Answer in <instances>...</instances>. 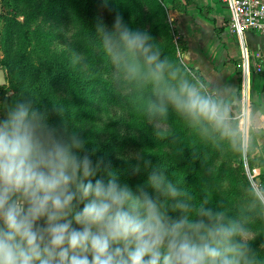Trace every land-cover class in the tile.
Listing matches in <instances>:
<instances>
[{
    "label": "clouds",
    "instance_id": "obj_1",
    "mask_svg": "<svg viewBox=\"0 0 264 264\" xmlns=\"http://www.w3.org/2000/svg\"><path fill=\"white\" fill-rule=\"evenodd\" d=\"M99 34L117 83L150 89L149 117L172 111L235 143L225 94L233 86L221 91L223 84L190 78L120 15ZM79 60L74 54L73 63ZM249 141L242 136L238 150ZM86 145L81 131L51 126L48 109L26 94L7 106L0 119V264H264L249 217L207 199L197 203L149 157H140L136 171L142 167L147 179L135 190L114 173L93 182L99 163ZM248 189L250 208L264 215V184Z\"/></svg>",
    "mask_w": 264,
    "mask_h": 264
},
{
    "label": "rangeland",
    "instance_id": "obj_2",
    "mask_svg": "<svg viewBox=\"0 0 264 264\" xmlns=\"http://www.w3.org/2000/svg\"><path fill=\"white\" fill-rule=\"evenodd\" d=\"M158 1L167 8L166 22L175 31L173 40L177 46H183L184 41L173 20L170 2ZM43 3L44 0H0V68L6 77V83L0 85V119L6 114L7 106L20 99L21 94L31 96L33 90L38 89L36 95L47 98L43 107L48 109L51 126L63 131V126L67 125L75 131H81L83 137H93L98 142L108 141L107 150L121 160H137L141 156L142 147L135 131L139 125L137 123H153L154 127L163 128L181 127L179 130L185 135L183 140L191 142L199 139L202 144H210L198 176L208 187L205 188V199L213 205H222L232 215L249 217L255 238L253 247L264 259V248L260 247L264 243V215L260 214L258 208H250L248 189L250 184L253 188L264 184V128L261 126L262 119H255L248 109L246 77L242 67L238 71V103L230 104V124L236 132L233 137L235 143L230 144L212 129L204 131L189 126L174 112L169 118L156 116L154 120L145 119L139 115L144 104L141 100L134 104V113L131 108L127 109L123 98L126 93L124 83L120 85L115 80L114 68L109 59H88L85 41L74 36L72 25L60 12L52 13ZM119 3L136 9L141 5L131 0H119ZM236 42H240L239 38ZM159 44L162 45L161 42ZM74 54L79 55L77 63L86 74L96 79L90 106L86 101L77 105L72 88L69 89L65 82L50 88L44 84L52 68H55L52 60L65 58L72 62ZM180 61L184 63L182 55ZM24 63H33L38 72L32 75L26 73L28 76L24 77L23 73L21 75V64ZM182 69L190 78L203 79L187 65ZM120 86L123 88L120 89ZM45 89L47 96H44ZM150 93L149 89L147 94ZM53 106L60 113L54 111ZM242 136L250 137V141L247 149L240 152L238 146ZM149 149L152 154L161 151L159 146Z\"/></svg>",
    "mask_w": 264,
    "mask_h": 264
},
{
    "label": "trees",
    "instance_id": "obj_3",
    "mask_svg": "<svg viewBox=\"0 0 264 264\" xmlns=\"http://www.w3.org/2000/svg\"><path fill=\"white\" fill-rule=\"evenodd\" d=\"M26 1L33 2L34 0ZM131 2L141 5H134L138 6V9L130 6H121L119 0H108L107 5L104 0H44L43 4L52 13L56 12L59 14L60 12V15L68 20L72 25L74 36L85 41L86 47H84L88 59H108L99 42V29L111 30L115 17L120 15L124 23L133 30L146 31L156 42H161L162 45L159 44V47L162 55L169 57L170 60L183 67L185 64L180 61V55L185 49V41L183 40V46H177L173 40L175 31L166 22L167 8L158 0H144V2L131 0ZM52 63L55 68H52L44 84L50 88L54 84L65 82L69 85V89L72 88L77 105L86 101L90 106L96 79L87 75L80 64L73 63V61L68 62L65 58L52 60ZM187 67L193 69L189 66ZM36 72H38V69L33 63L21 64V75L23 73L24 77ZM197 73L199 72L197 71ZM199 75L202 77L201 74ZM124 87L126 93L123 94V98L128 110L131 108L134 113V104L141 100L144 104L140 108L139 115L145 119L154 120V118H157L156 116L149 117L144 112V106L151 96V93L147 94L148 88L141 89L126 83H124ZM122 88L120 86V89ZM47 89L44 91V96H47L45 94ZM37 91L38 89L33 90L30 97L43 107L47 103V98L37 96ZM117 93L119 96L121 95L119 92ZM172 113V111H169L166 116L161 115L159 117H170ZM168 118L167 123H169ZM137 124L139 125H137L138 128L135 127V131L142 147L141 156L151 158L152 163L165 170L170 179L186 188L197 203L205 199V188L208 187L199 180L198 176L203 158L206 156L210 144H202L199 139L191 142L183 140L185 135L179 130L181 127L177 129L174 126L172 128H169V126L165 128L154 127L153 123L148 124L147 122ZM84 138L87 141L86 150L93 161V165L99 163V169L93 178V182L96 179H100L106 183L109 178L108 174L114 173L120 183L128 184L133 190L136 189L137 185L145 183L147 173L142 167L139 172L136 171L137 165L141 163L140 158L137 160L118 159L107 150L108 141L98 142L93 137L87 138L84 136ZM152 146H159L160 153L152 154L149 149Z\"/></svg>",
    "mask_w": 264,
    "mask_h": 264
},
{
    "label": "crops",
    "instance_id": "obj_4",
    "mask_svg": "<svg viewBox=\"0 0 264 264\" xmlns=\"http://www.w3.org/2000/svg\"><path fill=\"white\" fill-rule=\"evenodd\" d=\"M167 1L185 41L181 54L185 65L197 70L210 85L223 84L221 91L233 86L225 93L231 104L238 103V71L242 67L243 73L246 68V103L250 114L262 119L264 128V34L248 30L237 44V36L227 27L229 10L221 0Z\"/></svg>",
    "mask_w": 264,
    "mask_h": 264
},
{
    "label": "built area",
    "instance_id": "obj_5",
    "mask_svg": "<svg viewBox=\"0 0 264 264\" xmlns=\"http://www.w3.org/2000/svg\"><path fill=\"white\" fill-rule=\"evenodd\" d=\"M229 10L227 27L242 39L248 30L264 34V0H221ZM247 63V62H246ZM246 77V68H243Z\"/></svg>",
    "mask_w": 264,
    "mask_h": 264
},
{
    "label": "water",
    "instance_id": "obj_6",
    "mask_svg": "<svg viewBox=\"0 0 264 264\" xmlns=\"http://www.w3.org/2000/svg\"><path fill=\"white\" fill-rule=\"evenodd\" d=\"M6 83L5 72L2 68H0V85H4Z\"/></svg>",
    "mask_w": 264,
    "mask_h": 264
}]
</instances>
